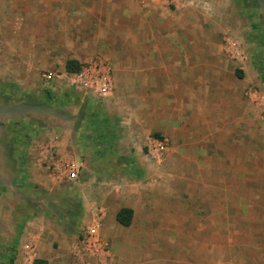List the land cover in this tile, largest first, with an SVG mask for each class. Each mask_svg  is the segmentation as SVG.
<instances>
[{"label":"rangeland","instance_id":"1","mask_svg":"<svg viewBox=\"0 0 264 264\" xmlns=\"http://www.w3.org/2000/svg\"><path fill=\"white\" fill-rule=\"evenodd\" d=\"M53 6L51 0H0V103L18 106L43 101L54 108L90 114L111 98L115 102L110 107L112 101H107L106 108L113 109L117 118L116 139L109 151L98 148L94 164L96 178L104 182L107 177L108 185H85L82 195L96 201L103 197L101 189L108 190L104 194H110L108 200L113 202L105 206L113 211L119 203L112 194H126L131 187V194L146 197L139 203L132 227L107 234L97 226L102 212H91L90 207L95 210L98 203L85 207L78 203L80 217L71 219L68 228L83 247L60 249L55 242L60 257L51 264H264V0H166L163 7L151 8L154 18L141 16L106 27L69 26L65 19L59 27ZM135 8L141 13L147 10ZM102 29L106 41H78L82 36L95 40ZM59 31L60 41L55 36ZM161 35L166 42L158 44L154 37ZM144 36L152 37L151 51L166 52V60L173 54L175 66L198 63L203 72L174 75L179 83L174 91L129 90L117 99L116 76L105 55L132 51L137 47L134 40ZM89 55L92 58L83 60V67L102 62L112 68L113 91L107 97H89L71 89L66 80L46 81L49 73L67 72V62L75 56ZM121 78L123 82L127 77ZM182 81L187 82V90L180 89ZM165 104L172 105L175 124L140 140L131 121L136 105L148 114L142 116H151L163 126L160 111ZM18 127L20 133L10 140L16 147V138H22L29 148L33 132ZM103 129L93 130V135L104 134ZM153 140L166 143L163 154L150 152ZM20 166L23 175L26 165ZM94 226L99 247L85 238Z\"/></svg>","mask_w":264,"mask_h":264},{"label":"crops","instance_id":"2","mask_svg":"<svg viewBox=\"0 0 264 264\" xmlns=\"http://www.w3.org/2000/svg\"><path fill=\"white\" fill-rule=\"evenodd\" d=\"M51 1L54 5L52 16L57 19L59 27L61 22L66 23L64 19L68 20L69 26L74 24L75 26L106 27L110 24L117 25L116 21L124 22L127 19L141 18V16L149 18L152 15L154 18L155 13L150 11L151 8L163 7L166 0H160V3H152L151 0H143L144 2L141 0ZM133 3L135 6L147 8V10L141 13V9L135 8ZM73 9L79 11L80 16L76 12H72ZM103 31L102 29L96 35L95 40L82 36V39L78 41L95 44L102 39L104 42L106 38L103 37L105 36ZM60 32H56L55 35L59 41ZM62 34L69 35L65 31ZM156 38L158 44L166 42L164 35L155 36L154 39ZM196 38L204 41L202 35ZM150 39H152L150 36L138 37L134 40L137 47L131 49L132 51L124 50L120 55H118L119 53L105 55L106 60H110L116 76L114 87L118 92V94L116 92L117 99L121 97L122 91L129 90L174 91L179 84L178 79H174V75H186L187 77L191 72L198 76L203 72V68H199L198 63L192 67L188 63L179 67L175 66L176 58L173 54H169L171 60H166L168 57L166 52L163 54L160 51H151L148 47ZM111 42L116 43L117 40ZM143 43L145 45L142 46ZM201 53H203L202 50ZM81 57L83 56H75L74 59L83 63V60L92 58L90 55L84 56V59ZM155 57L156 60L152 61ZM159 60L166 61L162 64ZM122 75L127 77L123 82ZM195 82L197 90L199 86L196 80ZM186 83L181 84L180 89L187 90ZM107 101H112L109 103L110 107L115 102L111 98ZM106 102L97 111L93 109L90 114H82L77 111L73 113L61 107L54 108L51 105H46L43 101L40 104L37 101L32 104H28V101L22 102L18 106L0 103V190L3 191L0 195V264H11L15 260H26L29 264H34L36 260H44L51 264L53 258L60 257L59 254L56 255L58 249L54 247L55 242L59 243L58 248L60 249L70 248L80 251L83 247L77 235L73 231H69L68 223L71 219L76 220L80 217L81 208L78 203L84 204L85 207L86 203L95 201V199H88L86 195H82L83 186L108 185L107 177L104 182H99L96 178L94 166L95 156L97 153L100 154L98 148L102 147L109 151L108 146L116 139L114 123H117V118L113 109L106 108ZM136 107L138 108L135 113H132L131 121L132 129L134 128L133 130L136 131L140 140H145L155 131H168L167 129L175 124L171 104L169 106L165 104V108L160 111L164 115L163 126L158 120L152 121L151 116H142L148 114L141 113L140 106L136 105ZM115 111L118 113V109ZM18 124L33 132L34 138L29 148L28 144L23 145L26 140L23 142L22 138H16V142H18L16 147L20 144L18 148L15 147V140H10L13 135L20 133ZM4 128H7L8 131L4 132ZM94 128L99 133L104 128L105 133L96 137L93 135ZM73 161L82 166L83 176L87 178L85 179L88 180L87 182L70 181L65 176V165ZM21 162L26 165V172L23 175L20 174ZM108 167L109 165H107V169H109ZM130 189L131 187L128 188L126 194H112L111 198H116V202H114L119 203L118 208L114 211L109 210V206H105L113 202L108 200L110 194H104L108 191L105 189L100 191L101 197H103L96 198L99 200L95 201L99 208L96 207L93 210L90 207L93 214L99 215L102 212L103 219L97 226L100 230L104 229L105 234L113 229L119 230L134 225L136 215L140 212L139 203L144 201L146 196L131 194L133 190ZM124 190L126 192V189ZM125 208L134 212L132 224L128 227L123 226L117 220L118 213ZM70 234L72 237H69ZM23 239L26 244L21 250L19 246ZM103 244L102 241L101 246ZM94 246L99 247V243ZM34 247L37 249L33 250ZM13 253H17V259ZM67 256V252L64 251L62 258L66 259ZM69 256L71 257V255Z\"/></svg>","mask_w":264,"mask_h":264},{"label":"built area","instance_id":"3","mask_svg":"<svg viewBox=\"0 0 264 264\" xmlns=\"http://www.w3.org/2000/svg\"><path fill=\"white\" fill-rule=\"evenodd\" d=\"M111 74V66L101 62L96 64L94 68L85 66L76 72L67 71L61 75L49 73L45 75V79L48 83H55L57 79L66 80L71 89L81 91L89 97L103 99L113 91ZM149 146L151 147L150 152L153 154H163L167 149L165 142H157L156 140L151 141ZM153 146L155 147L152 148ZM64 174L70 181H77L83 176L82 166L76 161L69 162L65 165ZM86 233L85 238H87L89 245L99 243V232L96 226L89 228ZM36 249V247L33 248V250Z\"/></svg>","mask_w":264,"mask_h":264},{"label":"trees","instance_id":"4","mask_svg":"<svg viewBox=\"0 0 264 264\" xmlns=\"http://www.w3.org/2000/svg\"><path fill=\"white\" fill-rule=\"evenodd\" d=\"M82 67H83V64H81L77 60H71V61L67 62V71H69V72L79 71V70H81ZM49 99H51V98H49ZM133 216H134L133 210H131L129 208H125V209H122L118 213L117 220L123 226L128 227L132 224ZM34 264H48V263L44 260H36V262Z\"/></svg>","mask_w":264,"mask_h":264}]
</instances>
